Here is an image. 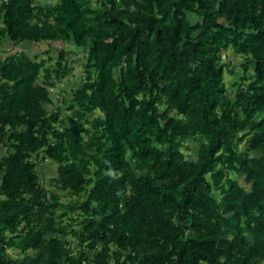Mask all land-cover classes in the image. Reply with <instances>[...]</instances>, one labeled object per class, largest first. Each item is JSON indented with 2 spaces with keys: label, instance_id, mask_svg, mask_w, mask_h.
Masks as SVG:
<instances>
[{
  "label": "trees",
  "instance_id": "16d2710c",
  "mask_svg": "<svg viewBox=\"0 0 264 264\" xmlns=\"http://www.w3.org/2000/svg\"><path fill=\"white\" fill-rule=\"evenodd\" d=\"M38 1L0 0V47L85 76L63 117L64 46L0 57V264H264V0Z\"/></svg>",
  "mask_w": 264,
  "mask_h": 264
},
{
  "label": "rangeland",
  "instance_id": "374dc122",
  "mask_svg": "<svg viewBox=\"0 0 264 264\" xmlns=\"http://www.w3.org/2000/svg\"><path fill=\"white\" fill-rule=\"evenodd\" d=\"M58 0H39L38 3H55ZM50 43H42L40 45H36L33 42H24L18 46H15L11 41L4 42L0 47V57L7 56L10 52L18 51V50H25L31 56L38 55V60H45L46 66L55 65L56 60L59 55L58 49L62 46L66 48L69 52L68 60L70 66L72 67V71L67 76L63 77L61 81L57 82L56 86L53 87L52 90V97L54 100L53 104L49 105V109L53 110L57 107H61L63 109L62 116H66L70 114L72 111L67 108L69 102L72 97V91L76 89L82 79L85 76V64H86V54L82 48L77 47L73 43H64L62 41H57L51 44V50L49 53L45 52L46 50L50 49ZM224 61L228 62L230 65L227 67V72L225 75V80L227 85L229 86L230 90L233 88L230 87L232 82L236 80L235 72L240 70L239 65L242 58L236 56L232 50L224 51ZM98 111L95 115L99 114ZM191 144V142L187 143ZM184 150L190 154L191 150L187 149L186 147ZM3 153L6 151V147L1 150ZM38 168L39 171L42 173V177H44L45 181L48 183L49 187L52 189L57 190L55 186L52 185V178L57 176V164L52 160H42V157L38 160ZM51 185V186H50ZM60 192V191H59ZM62 200H68L67 196L62 194ZM10 252L14 255H18L20 251L18 249H10Z\"/></svg>",
  "mask_w": 264,
  "mask_h": 264
}]
</instances>
